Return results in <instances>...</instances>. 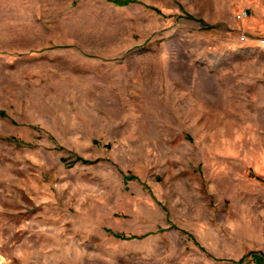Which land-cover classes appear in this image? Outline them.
Masks as SVG:
<instances>
[{
	"label": "rangeland",
	"instance_id": "374dc122",
	"mask_svg": "<svg viewBox=\"0 0 264 264\" xmlns=\"http://www.w3.org/2000/svg\"><path fill=\"white\" fill-rule=\"evenodd\" d=\"M259 2L0 0V264L264 251Z\"/></svg>",
	"mask_w": 264,
	"mask_h": 264
},
{
	"label": "crops",
	"instance_id": "0c3cea01",
	"mask_svg": "<svg viewBox=\"0 0 264 264\" xmlns=\"http://www.w3.org/2000/svg\"><path fill=\"white\" fill-rule=\"evenodd\" d=\"M259 5H255V15H254V22L255 26L258 30H263L264 26V12H263V7H262V0H259ZM258 5V6H257ZM250 49L254 50L252 53V57L257 60H264V45H256L255 47H250ZM257 68L256 73L261 74V66L259 67L255 65ZM251 260L247 264H264V251L263 252H258L255 253L253 252L251 254Z\"/></svg>",
	"mask_w": 264,
	"mask_h": 264
},
{
	"label": "built area",
	"instance_id": "2783aa9c",
	"mask_svg": "<svg viewBox=\"0 0 264 264\" xmlns=\"http://www.w3.org/2000/svg\"><path fill=\"white\" fill-rule=\"evenodd\" d=\"M248 15H249V12L246 10L241 15H239L238 18L245 19L246 17H248ZM242 40H245V38L242 37ZM261 43L264 44V39L261 40Z\"/></svg>",
	"mask_w": 264,
	"mask_h": 264
}]
</instances>
